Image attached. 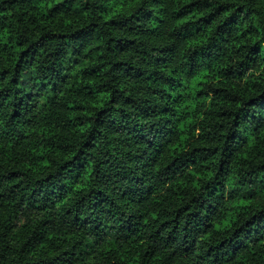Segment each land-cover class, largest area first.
I'll use <instances>...</instances> for the list:
<instances>
[{"label":"clouds","instance_id":"clouds-1","mask_svg":"<svg viewBox=\"0 0 264 264\" xmlns=\"http://www.w3.org/2000/svg\"><path fill=\"white\" fill-rule=\"evenodd\" d=\"M0 264H264V0H0Z\"/></svg>","mask_w":264,"mask_h":264}]
</instances>
